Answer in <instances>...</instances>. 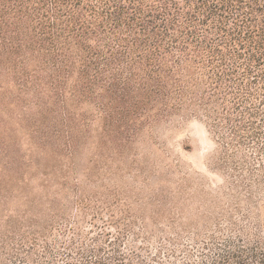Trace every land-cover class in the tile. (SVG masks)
I'll return each instance as SVG.
<instances>
[{
	"label": "trees",
	"instance_id": "1",
	"mask_svg": "<svg viewBox=\"0 0 264 264\" xmlns=\"http://www.w3.org/2000/svg\"><path fill=\"white\" fill-rule=\"evenodd\" d=\"M180 113L203 117L221 137L226 126L236 148L256 143L264 0H0V161L11 168L21 144L15 125L43 154L73 157L98 121L121 143ZM53 220L65 235L66 214ZM229 230L238 243L211 234L198 254L173 253L183 254L180 264H264V240ZM32 231L19 234L23 264H108L100 249L87 259L70 247L63 257L48 245V227ZM28 242H44V253L24 257Z\"/></svg>",
	"mask_w": 264,
	"mask_h": 264
},
{
	"label": "rangeland",
	"instance_id": "2",
	"mask_svg": "<svg viewBox=\"0 0 264 264\" xmlns=\"http://www.w3.org/2000/svg\"><path fill=\"white\" fill-rule=\"evenodd\" d=\"M260 124L256 143L236 148L226 126L219 127L221 137L206 119L188 113L146 124L121 143L98 121L73 157L43 154L13 126L21 140L16 166L0 161V264H23L19 234L31 238L33 228L48 227V245L56 244L63 257L70 247L81 248L87 259L100 249L97 257L108 264L122 257L126 264H180L183 254L173 253L178 246L196 255L197 243H209L211 234L238 243L230 228L264 240ZM57 213L69 220L61 224L63 236L53 220ZM193 233L200 235L196 242ZM39 244L26 243L24 257L42 255L45 243Z\"/></svg>",
	"mask_w": 264,
	"mask_h": 264
}]
</instances>
